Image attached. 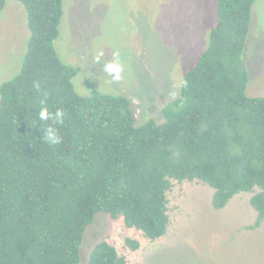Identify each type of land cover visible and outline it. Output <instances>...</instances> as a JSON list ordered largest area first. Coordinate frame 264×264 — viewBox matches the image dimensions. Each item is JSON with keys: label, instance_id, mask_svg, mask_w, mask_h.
<instances>
[{"label": "trees", "instance_id": "16d2710c", "mask_svg": "<svg viewBox=\"0 0 264 264\" xmlns=\"http://www.w3.org/2000/svg\"><path fill=\"white\" fill-rule=\"evenodd\" d=\"M8 1L25 9L29 39L21 69L0 85V264H80L83 236L98 214L160 239L173 180L211 188L215 210L251 193V228L260 226L264 97L247 96L243 62L255 0H211L207 47L185 68L163 121L142 124L126 97L75 90L74 70L54 46L62 0H0V13ZM45 94L43 106L63 110V124L39 119ZM49 125L58 145L43 140ZM124 243L132 251L139 246ZM86 264L126 261L100 241Z\"/></svg>", "mask_w": 264, "mask_h": 264}, {"label": "rangeland", "instance_id": "374dc122", "mask_svg": "<svg viewBox=\"0 0 264 264\" xmlns=\"http://www.w3.org/2000/svg\"><path fill=\"white\" fill-rule=\"evenodd\" d=\"M62 7L54 46L74 70L75 90L85 97H126L138 124L163 121V107L178 96L183 72L207 47L215 21L211 0H62ZM28 39L25 9L8 1L0 13V85L21 69ZM116 59L123 66L120 80L104 71ZM243 62L247 96L264 97V0L252 6ZM171 184L164 236L150 241L121 218L98 214L83 236L80 264L100 241L114 246L126 264H264V220L251 228V193L215 210L206 185ZM127 238L138 242L136 250L125 246Z\"/></svg>", "mask_w": 264, "mask_h": 264}, {"label": "clouds", "instance_id": "9594fccd", "mask_svg": "<svg viewBox=\"0 0 264 264\" xmlns=\"http://www.w3.org/2000/svg\"><path fill=\"white\" fill-rule=\"evenodd\" d=\"M97 60H99V55L97 56ZM104 71L110 75H112L116 80L121 79V73L123 71V66L119 62V59H116L114 62H109L104 65ZM34 87L37 91L40 90L41 85L38 81H34ZM47 94H45V98L40 101L42 107L39 111V119L42 121L51 120L53 124H63L64 112L61 109H57L54 113L50 112L46 106ZM43 140L50 146L58 145L61 142V137L58 135L57 130L51 125L47 126L44 129Z\"/></svg>", "mask_w": 264, "mask_h": 264}, {"label": "crops", "instance_id": "0c3cea01", "mask_svg": "<svg viewBox=\"0 0 264 264\" xmlns=\"http://www.w3.org/2000/svg\"><path fill=\"white\" fill-rule=\"evenodd\" d=\"M263 222V221H262ZM255 223V222H254Z\"/></svg>", "mask_w": 264, "mask_h": 264}]
</instances>
